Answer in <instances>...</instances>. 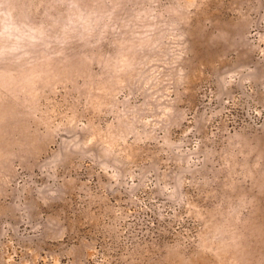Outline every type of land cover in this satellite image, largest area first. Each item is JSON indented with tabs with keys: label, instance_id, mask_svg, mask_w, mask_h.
Here are the masks:
<instances>
[{
	"label": "rangeland",
	"instance_id": "rangeland-1",
	"mask_svg": "<svg viewBox=\"0 0 264 264\" xmlns=\"http://www.w3.org/2000/svg\"><path fill=\"white\" fill-rule=\"evenodd\" d=\"M0 264H264V0H0Z\"/></svg>",
	"mask_w": 264,
	"mask_h": 264
}]
</instances>
